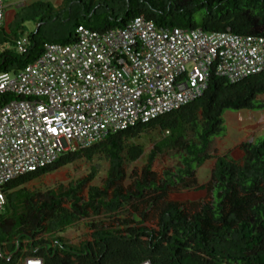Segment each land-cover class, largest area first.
<instances>
[{"label": "trees", "instance_id": "obj_1", "mask_svg": "<svg viewBox=\"0 0 264 264\" xmlns=\"http://www.w3.org/2000/svg\"><path fill=\"white\" fill-rule=\"evenodd\" d=\"M67 7L70 16L64 20L66 30L53 29L48 38L40 37V29L19 36L28 35L23 54L14 46H3L8 35L15 36L9 27L19 30L24 20L16 13L9 33L2 26L0 74L15 73L31 64L45 43H72L78 27L92 31L123 28L140 16L159 28L264 37V0H62L60 8ZM28 9L46 10L52 20L58 15L48 3L34 2ZM260 96H264V72L234 83L212 74L204 93L186 105L108 134L88 148L63 153L52 165L5 183L0 209V264H17L27 257L40 258L43 264H264V138L257 144L242 145L241 165L227 155L214 158L213 200L197 213L187 216L179 204L166 201L169 188L179 185L183 190L191 189L195 169L212 159L209 146L213 137L225 133L224 113L264 110ZM6 101L8 97H0V103ZM149 133H157L158 138L133 184L134 191L124 192L120 188L123 168L143 156L145 148L136 140ZM168 151L177 152L181 166L175 172H164L163 181L157 185L151 167ZM97 157L109 165L106 179L100 187L87 188L86 200L80 194L97 176L93 166L85 178L67 187L44 192L26 187L76 161L92 163ZM145 192L156 196L151 206L161 205L157 230L140 226L142 221L136 217H121L130 209L137 210L133 204L148 202ZM101 216L110 226L87 223L89 240L74 245L62 237L80 220Z\"/></svg>", "mask_w": 264, "mask_h": 264}, {"label": "built area", "instance_id": "obj_2", "mask_svg": "<svg viewBox=\"0 0 264 264\" xmlns=\"http://www.w3.org/2000/svg\"><path fill=\"white\" fill-rule=\"evenodd\" d=\"M73 39L45 43L31 64L0 74V97H8L0 103V209L5 183L186 105L210 75L234 83L264 72L263 36L159 28L140 16L123 28L78 27ZM28 44L23 34L14 50Z\"/></svg>", "mask_w": 264, "mask_h": 264}, {"label": "rangeland", "instance_id": "obj_3", "mask_svg": "<svg viewBox=\"0 0 264 264\" xmlns=\"http://www.w3.org/2000/svg\"><path fill=\"white\" fill-rule=\"evenodd\" d=\"M58 0H3V6L5 11L15 10L18 13L19 19H23L22 27L27 33L36 32L40 29V37H51V31L67 29V23L64 21L70 16V9L59 8L56 4ZM34 2L48 3L57 12L55 19L52 20V14H49L46 10L32 11L28 7ZM50 17V18H48ZM9 29L13 34H18L16 26H10ZM2 36L3 33L1 34ZM6 47H12L11 40L13 36L8 35ZM4 46V47H5ZM190 66L187 67V71ZM259 101L264 103V96L258 98ZM225 133L218 137H213L209 146L208 153L212 157L204 165L195 169L194 172V186L189 190H183L180 186L169 188L167 192L166 201L177 203L181 206L184 213L187 216L197 213L201 206L212 202L213 200V186L211 182V174L214 169V158L224 153L230 157H234V161L242 164L244 153L241 151V147L244 144L251 143L257 144L264 138V110L261 111H226L223 115ZM158 138V134L149 133L142 136L137 143H141L144 146V154L139 161L125 165L123 168L124 179L120 183V188L126 191H134L133 184L141 176L142 170L146 162V156L153 147V143ZM91 166L97 170L96 178L83 187L80 197L83 200L87 198V188L89 186L100 187L106 179V172L108 170V163L100 157L93 160L92 163H88L84 160H79L70 166L61 168L57 172L44 176L43 178L28 184V189H36L42 192L48 189L56 190L59 187H67L69 183L75 182L78 179L85 178L90 171ZM180 160L177 152L168 151L158 156L152 164L151 171L153 173L152 180L159 185L164 179V172H175L180 167ZM206 187L205 190H199L201 187ZM195 192V193H194ZM197 193V194H196ZM145 199L148 201L146 204H133L137 207V210L130 209L129 213L122 214V218L132 220L136 217L141 220L140 226L145 227L148 230H157V216L160 204L150 205L152 199L156 196L154 194H148L145 192ZM67 207V204H64ZM144 216V218L142 217ZM94 221L101 224L103 227H109L110 222L107 218L101 216L97 218L83 219L66 229L62 234V237L70 244H78L89 240L90 230L87 228V223Z\"/></svg>", "mask_w": 264, "mask_h": 264}, {"label": "crops", "instance_id": "obj_4", "mask_svg": "<svg viewBox=\"0 0 264 264\" xmlns=\"http://www.w3.org/2000/svg\"><path fill=\"white\" fill-rule=\"evenodd\" d=\"M56 4L58 5V7H59V6L61 7L62 0H58ZM60 7H59V8H60ZM15 15H16L15 10L5 11V8H4L3 30H4L6 33H9V32H8V27H9V25H11V24L13 23L14 18H15ZM23 32H26V31L24 30V28H23V27H22V28H19V30H18V34L14 36V39H13V40H11L12 47H9V48H13V46H14V40H15V39H18L19 36H20ZM26 33H27V32H26ZM3 47H4V46H3ZM5 48H8V47L5 46ZM241 151H242V150H241ZM224 155H226L225 152L222 153V154H220L219 156H224ZM217 157H218V156H217ZM230 158L234 160V157H232L231 155H230ZM194 193H195V192H194ZM196 194H197V193H196Z\"/></svg>", "mask_w": 264, "mask_h": 264}, {"label": "water", "instance_id": "obj_5", "mask_svg": "<svg viewBox=\"0 0 264 264\" xmlns=\"http://www.w3.org/2000/svg\"><path fill=\"white\" fill-rule=\"evenodd\" d=\"M9 258H6V260H8Z\"/></svg>", "mask_w": 264, "mask_h": 264}]
</instances>
